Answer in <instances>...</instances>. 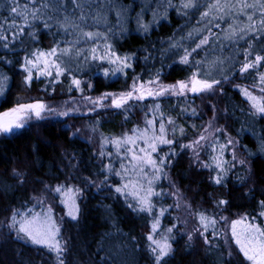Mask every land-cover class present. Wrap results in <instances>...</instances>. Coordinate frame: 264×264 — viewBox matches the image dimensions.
I'll return each mask as SVG.
<instances>
[{"label": "snow or ice", "instance_id": "snow-or-ice-1", "mask_svg": "<svg viewBox=\"0 0 264 264\" xmlns=\"http://www.w3.org/2000/svg\"><path fill=\"white\" fill-rule=\"evenodd\" d=\"M153 2L152 18L145 22L148 8L142 7L133 17V9L120 0H0V97L15 86L16 76L22 77L25 89L39 83L46 96L68 97L56 105L43 99L17 102L0 112V135L23 130L31 122L52 123L62 126L71 144L91 143L80 128L72 131L74 125L66 120L86 119V128L96 134L106 115H121L128 123L138 111L143 113L142 127L135 124L117 136L100 133L98 145L87 157L63 149L50 165L55 174L46 173L55 183L30 178L27 170L18 168L9 178L15 183L0 179V195H7L9 188L34 185L28 200L5 209L9 215L0 220V239L46 249L48 264H79L70 259L72 245L62 235L61 221L79 225L81 202L95 189L145 219L144 243L135 237L130 243L144 252L147 264H169L177 234L189 245L202 241L218 254L221 264H264V198L255 196L259 191L264 197V187H248L253 179L250 158L255 154L241 143L254 122L264 120V0ZM170 14L184 21L170 36L149 40L147 47L136 51L117 50L130 34V23L134 21V31L147 39L162 22L171 24ZM45 35L52 38L47 48L41 47ZM141 63L145 67L137 72ZM176 65L183 66L186 74L166 82ZM97 73L107 80L123 77L125 89L93 95ZM227 89L243 97L247 109L233 105L231 114L227 107L221 113L211 103L213 98L227 97ZM196 99L203 107L195 105ZM236 111L245 119L240 129L233 128V136L229 131L233 126L219 121L235 117ZM251 135L264 152V130ZM40 152L34 145L36 163L43 169ZM185 155L190 169L207 173L201 184L223 188L234 177L237 186L247 188L245 198L255 202L253 210L233 213L232 201L214 193L206 194L210 207L189 202L171 176L175 162ZM86 171L89 175L82 174ZM57 208L62 216H57ZM105 211L111 213V206ZM178 211L185 215L173 214ZM222 225L230 229L221 232ZM102 251L101 245L92 264H114L112 253L100 255ZM17 254L19 264H24L22 252Z\"/></svg>", "mask_w": 264, "mask_h": 264}, {"label": "trees", "instance_id": "trees-1", "mask_svg": "<svg viewBox=\"0 0 264 264\" xmlns=\"http://www.w3.org/2000/svg\"><path fill=\"white\" fill-rule=\"evenodd\" d=\"M120 3L125 6H130L133 11L130 12L131 16H135L142 7L148 8L144 19L145 22L151 20L152 12L150 9L155 8L153 0H120ZM6 14V13H5ZM113 17H110L112 19ZM171 24L162 22L161 25L151 32V34L145 39L142 35L134 31L136 25L133 21L128 25L130 34L127 38L122 39L117 44V50L121 52L136 51L139 48L147 47L148 41H156L157 38H166L170 36L176 28L183 24L184 21L170 14ZM192 24H195L193 20ZM192 25H189V28ZM187 31V29H185ZM41 47L47 48L52 44V38L48 35L43 36ZM122 45V47L120 46ZM139 56H143V52L137 53ZM143 63L137 67V72H141L144 69ZM151 67V64L148 65ZM159 67V64H157ZM183 66L176 65L171 69V74L167 76L166 82H173L176 79L183 78L186 74L182 71ZM5 71H8L5 68ZM95 71V69H93ZM91 75V73H89ZM131 75V73H129ZM97 79L93 81L96 86V93L102 91H120L125 89L126 82L123 77L113 78V80L104 79L99 73H97ZM22 77L16 76L15 86L11 88V91L7 92L5 96L0 97V112L6 111L8 108L13 107L17 102L26 103L35 99H43L45 102H57L66 100L68 97L64 95L46 96L42 91V85L39 83L34 84L30 89H25L21 85ZM236 83H246L245 81L237 80ZM128 84L131 81H127ZM66 86V85H65ZM59 91V89H58ZM228 96L224 98H213L211 103L216 104L217 108L223 110L227 107L229 114H231V107L238 105L247 109L248 104L244 102L243 97L238 95L234 90L227 89ZM259 94V93H257ZM73 95H78L73 93ZM175 103V101H172ZM195 105L203 107L199 99L195 100ZM179 111V109H177ZM175 115V113H173ZM211 112L207 113L210 116ZM205 116V119H207ZM239 118V121L236 119ZM245 118L241 116L239 111H236L235 117L219 121L220 124L232 125L229 131L233 136L236 135L234 129L241 128V122ZM102 126L98 127L96 134H93L86 128L88 120L86 119H67L66 123L74 125L72 131L76 128L81 129V136L88 139L91 138V143H84L83 141H77L75 144H71L68 139V134L61 131L62 126L57 124H44V123H31L23 130L10 135L0 137V179L8 184L15 183L9 178L13 168L20 170H27L30 173V178H41L51 181L50 177L46 173L55 174V168L50 167L54 158H58L63 151L67 148L74 150L77 153H82L85 157L91 155L93 149L98 145L100 139V133L104 135L117 136L121 133L131 129L135 124L143 126V113L137 112V114L131 118V121L124 123V119L121 115H106L102 117ZM183 123V120L180 121ZM197 124L201 121L197 120ZM264 130V120H256L252 128L248 129V132L241 139V143L248 146L249 149L255 154L250 158L252 167L253 179L248 181V187H264V152L259 150V142L256 137H253L251 133L254 131L260 134ZM50 142V143H45ZM39 145L41 152L40 157L44 161L43 169L39 168L36 163V158L33 154V146ZM109 150H112L109 145ZM83 175H89V172L82 173ZM207 173H199L189 168V156L185 155L177 159L173 169L171 170L172 179L176 182L180 190L188 197V201L196 204L203 203L204 207H210V202L207 199V193H214L217 198L229 199L232 201L233 213H243L245 211H252L255 202L251 200V197L245 198L247 188L237 186V182L233 177L227 187H209L207 182L199 183L202 176H206ZM33 184L30 182L25 186L14 190L9 188L7 195H0V220H4L9 215L5 209L9 205L19 207V205L28 200L32 195ZM165 186L166 182H165ZM196 189H202L198 193ZM108 193L101 191L96 193L95 189L86 193L85 198L81 202V220L79 225H73L71 223L63 222L62 235L66 239H70L72 245V255L70 259L78 261L79 264H92L97 258L95 253L97 248L101 245L106 252L112 253L115 257L114 264H147L144 252L139 248H135L130 243V237H135L141 244L144 243L143 236L146 233L147 226L145 219L137 216L136 214L125 209L121 202H117L113 199H105ZM256 199H261L259 191L255 193ZM167 203H172V200H167ZM110 205L112 208L111 213L105 211V206ZM31 207V205H29ZM57 215H61L59 208L56 209ZM174 215H180V212L173 213ZM182 214V213H181ZM228 215V213H225ZM232 218H236L232 216ZM167 224V221H164ZM220 227L221 232L226 229H230V225H222ZM230 234V232H229ZM174 253L173 258L169 261V264H221L218 258V254L210 252L200 240H194L191 245L188 244L186 237L181 239L177 234V242L173 244ZM17 250H20L23 254L24 264H48L50 256L44 248L25 247L20 243H12L10 241L0 239V264H19L20 256L17 254ZM105 251L100 252V255H104Z\"/></svg>", "mask_w": 264, "mask_h": 264}, {"label": "rangeland", "instance_id": "rangeland-1", "mask_svg": "<svg viewBox=\"0 0 264 264\" xmlns=\"http://www.w3.org/2000/svg\"><path fill=\"white\" fill-rule=\"evenodd\" d=\"M151 16H152V15H151ZM151 18H152V17H151ZM62 101H64V100L57 101V102H46V103L56 105V104H60ZM31 123H34V122H31ZM31 123H30V124H31ZM30 124H29V125H30ZM29 125H28V126H29ZM26 127H27V126H26ZM18 131H19V129H18V130H15L12 134H14V133H16V132H18ZM12 134H10V135H12ZM10 135H0V137H1V136H10ZM36 211H40V209L37 208ZM181 213H182V214H181ZM62 215H63V213H61V215H57V216L59 217V216H62ZM180 215L183 216V215H185V213L180 212ZM63 222H64V221H61L62 226H63ZM189 227H191V224L189 225Z\"/></svg>", "mask_w": 264, "mask_h": 264}]
</instances>
